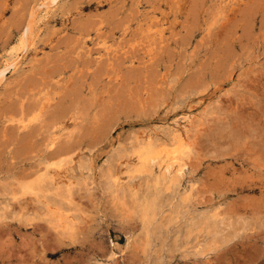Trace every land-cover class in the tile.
Returning <instances> with one entry per match:
<instances>
[{"label":"rangeland","instance_id":"1","mask_svg":"<svg viewBox=\"0 0 264 264\" xmlns=\"http://www.w3.org/2000/svg\"><path fill=\"white\" fill-rule=\"evenodd\" d=\"M9 62L0 264H264V0H0Z\"/></svg>","mask_w":264,"mask_h":264},{"label":"bare ground","instance_id":"2","mask_svg":"<svg viewBox=\"0 0 264 264\" xmlns=\"http://www.w3.org/2000/svg\"><path fill=\"white\" fill-rule=\"evenodd\" d=\"M55 1L56 0H49V5H51V4H54L55 3ZM43 6H46V5H44V4H42ZM47 7H49V6H47ZM27 28V27H26ZM25 31H27V30H25ZM26 33L27 32H25V34L24 35H26ZM23 38V37H22ZM22 42H24V41H22ZM24 44H22V46H23ZM16 54V53H15ZM20 54V53H19ZM18 55V54H17ZM16 58H17V56H16ZM12 59H15V57H13ZM13 61V60H12ZM15 61H17V60H15ZM11 65H13V63L11 62H9V63H7V64H5L4 66H2V68H0V79L4 76V74L6 73V72H8L7 70L10 68V66ZM14 65H16V64H14ZM17 67V66H16ZM16 69V68H15ZM3 79V78H2ZM190 109V108H189ZM188 109V110H189ZM205 109V108H204ZM175 110V109H174ZM188 114V113H187ZM185 115V116H188V115ZM204 114V113H203ZM192 115V114H191ZM180 116V115H179ZM183 116V115H182ZM193 116V115H192ZM178 117V116H177ZM189 117H191L190 115H189ZM194 117H196V116H194ZM183 117H179V119H182ZM185 119L186 120H188L189 118L188 117H185ZM201 119H202V117H201ZM177 119H175L174 121H176ZM199 121V120H198ZM193 122L194 121H192V127H193ZM201 123V122H200ZM199 123V124H200ZM178 124H179V121H178ZM198 124V123H197ZM190 125V124H189ZM196 125V124H195ZM198 126V125H197ZM170 127V126H169ZM180 127H181V125H180ZM177 129V128H176ZM144 130H146V129H144ZM190 129L188 128V131H189ZM184 131V130H183ZM141 132V131H140ZM181 132V131H180ZM183 133V132H182ZM158 134V133H157ZM138 135H139V133H138ZM183 135H184V133H183ZM183 135H181V136H175L174 137V139H173V141H172V143L171 144H169V145H167V144H160V145H158V147H154L153 145H152V134H150V133H143L142 135H139L138 137H140L141 136V138H140V147H139V149L137 150V151H135L134 152V156H135V158H136V160L137 161H139L140 163H145L146 164V166H147V171L149 172V174H151L152 172H153V167L154 166H157V168H158V172H159V174H160V176H162V180H166V179H168L169 177H171V179L173 180H176V181H178V180H180L181 181V176H182V174L184 173V171L186 172V169H187V166H186V164L183 162V160H182V155H183V153L186 151V149L188 148V146L190 145V144H188V140L185 138V136H183ZM183 136V137H182ZM130 139V138H129ZM167 141V142H168ZM134 142V141H133ZM190 143V142H189ZM132 144V143H131ZM134 144V143H133ZM129 144H127V146H128ZM126 146V147H127ZM117 147H120V146H117ZM125 147V148H126ZM189 147H191V146H189ZM120 152V151H119ZM114 154V153H113ZM114 156V155H113ZM132 156V155H131ZM112 157V156H111ZM115 157V156H114ZM133 157V156H132ZM131 157V158H132ZM123 158H124V156H123ZM130 158V157H129ZM134 158V157H133ZM70 159H71V157H70ZM78 159V158H77ZM122 160V159H121ZM135 160V161H136ZM74 161V160H73ZM126 161H128V160H126ZM123 163V162H122ZM130 163V162H129ZM138 163V162H137ZM124 165L126 166V164L124 163ZM188 165V164H187ZM118 166V165H117ZM121 166V165H120ZM77 166H76V163H73L72 165H70V166H66V167H62V168H58V170L56 171V174H54L55 176H54V182L56 183V182H59V181H63V178L65 179V176H66V174H67V171H68V169L69 168H71V169H75ZM123 167L121 166V169H122ZM77 169V168H76ZM75 169V170H76ZM124 169V168H123ZM116 170H118V169H116ZM125 170V169H124ZM130 170H132V169H130ZM54 171V170H53ZM81 171V170H80ZM121 171V170H120ZM156 171V170H155ZM82 172H83V170H82ZM70 173V172H69ZM85 173V172H84ZM154 173V172H153ZM80 174H81V172H80ZM117 174V173H116ZM189 175V174H188ZM185 176H187V175H185ZM191 176V175H190ZM124 177V176H123ZM184 177V176H183ZM67 178V177H66ZM122 178V177H121ZM125 178V177H124ZM124 178H122V179H124ZM135 178H137V176L135 177ZM187 179H188V177H187ZM190 179V178H189ZM125 180H126V178H125ZM136 180V179H135ZM185 180V179H184ZM183 180V181H184ZM193 180V179H192ZM66 181V180H65ZM189 181V180H188ZM185 182H186V180H185ZM190 182V181H189ZM29 183V182H28ZM130 183V182H129ZM136 183V182H135ZM134 184V183H133ZM186 184V183H185ZM68 185V184H67ZM129 185V184H128ZM136 184H134V186H135ZM165 186V185H164ZM186 186H188V184L186 185ZM180 188H182L181 186H180ZM141 189V188H140ZM177 189V188H176ZM178 190V189H177ZM183 190H184V188H183ZM182 190V191H183ZM186 190V189H185ZM177 192V191H176ZM191 193V192H190ZM136 194H138V193H136ZM176 196V195H175ZM190 196H191V194H190ZM153 197H154V195H153ZM175 198V197H174ZM154 199V198H153ZM174 200V199H173ZM152 203V202H151ZM150 203V204H151ZM160 206V205H159ZM135 209V208H134ZM163 209V208H162ZM149 210H150V207H149ZM147 212V211H146ZM188 212V211H187ZM145 213V212H144ZM186 213V212H185ZM136 214H138L137 212H136ZM155 214V213H154ZM191 214V213H190ZM201 214V213H200ZM193 215V214H192ZM157 216V215H156ZM149 217V216H148ZM62 218V217H61ZM156 219V218H155ZM201 220V219H200ZM199 220V221H200ZM62 221V220H61ZM148 221V220H147ZM146 221V222H147ZM155 221V220H154ZM189 222V221H188ZM206 223V222H205ZM203 224V223H202ZM205 225V224H204ZM209 226V225H208ZM215 226V225H214ZM200 227V226H199ZM220 227V226H219ZM203 228V227H202ZM218 228V227H217ZM189 229H190V227H189ZM197 229H199V228H197ZM207 229H208V227H207ZM206 229V230H207ZM215 230H217V229H215ZM215 230H211L210 232H213L214 234H215ZM197 232H198V230H196ZM203 231H205L204 229H203ZM203 231H202V233H203ZM218 232V231H217ZM200 233V232H199ZM188 234H190V233H188ZM178 236V235H177ZM197 236V235H196ZM195 237V236H194ZM203 237H204V235H203ZM193 238V237H192ZM201 238V237H200ZM205 238V237H204ZM196 239V238H195ZM197 240V239H196ZM202 240V239H201ZM194 241V240H193ZM202 244V243H201ZM193 246V245H192ZM195 246H196V244H195ZM197 247V246H196ZM195 247V248H196ZM196 250V249H195Z\"/></svg>","mask_w":264,"mask_h":264}]
</instances>
